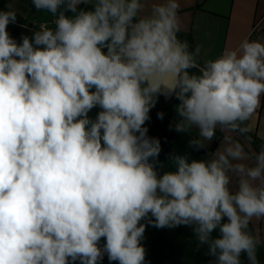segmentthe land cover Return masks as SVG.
<instances>
[{
    "label": "clouds",
    "instance_id": "obj_1",
    "mask_svg": "<svg viewBox=\"0 0 264 264\" xmlns=\"http://www.w3.org/2000/svg\"><path fill=\"white\" fill-rule=\"evenodd\" d=\"M31 3L54 27L17 39L0 10V264H147L149 226L191 228L207 264H261L264 144L247 150V122L264 40L203 59L178 35L181 0ZM161 96L178 101L169 131H197L167 171L148 126Z\"/></svg>",
    "mask_w": 264,
    "mask_h": 264
},
{
    "label": "crops",
    "instance_id": "obj_2",
    "mask_svg": "<svg viewBox=\"0 0 264 264\" xmlns=\"http://www.w3.org/2000/svg\"><path fill=\"white\" fill-rule=\"evenodd\" d=\"M10 3L7 0V7ZM180 16L183 30L179 34L186 35L190 50L201 46L203 59H215L226 47H237L245 37L264 40V0H181ZM247 123L252 129L249 134L264 142V98ZM189 133L197 135L196 129ZM222 135L217 132V137ZM211 147L214 149L216 143ZM247 150L256 151L252 140ZM251 227L264 239V221H253Z\"/></svg>",
    "mask_w": 264,
    "mask_h": 264
},
{
    "label": "trees",
    "instance_id": "obj_3",
    "mask_svg": "<svg viewBox=\"0 0 264 264\" xmlns=\"http://www.w3.org/2000/svg\"><path fill=\"white\" fill-rule=\"evenodd\" d=\"M19 1L30 7L33 14L46 12L37 11L32 5L31 0ZM7 9V0H0V10ZM24 22L25 20L22 18V16L17 14V24L9 25V32L17 39L22 33H31L29 29L21 26V24ZM178 35L180 39L187 40L186 35ZM176 103H178V101L175 100L162 109L165 102L161 96L156 107L150 113L152 119L148 125L150 128L149 135L160 137L162 141V152L159 157V160L164 164L163 169H161L162 171L174 170V164L170 160V154L172 152L180 155L191 152V149L188 147V140L190 137L194 136H192L190 133L177 134L173 131H169L168 128L169 122L176 116L174 110ZM158 111H163L165 113L163 121L157 119L156 114ZM248 135L251 137L256 151H259L261 145L264 144V142L259 140L254 135ZM193 155L196 158H204L202 152L193 153ZM250 228H252L251 225ZM143 243L147 250V264H207L208 260L210 259V257L204 254L207 251L206 247H202L199 250L196 249V238L193 235L191 228L185 226H180L174 229H156L149 226L146 229ZM258 257H260L261 260H264V246L259 248ZM103 264H109L107 257L104 258Z\"/></svg>",
    "mask_w": 264,
    "mask_h": 264
},
{
    "label": "rangeland",
    "instance_id": "obj_4",
    "mask_svg": "<svg viewBox=\"0 0 264 264\" xmlns=\"http://www.w3.org/2000/svg\"><path fill=\"white\" fill-rule=\"evenodd\" d=\"M10 5L14 9H16L18 11L16 13L22 16V18L25 20V22L21 24V26H23L24 28L32 31L33 29H38L40 24H47L49 27H54L53 25L54 17L50 13L39 12V14H33L31 8L19 0L18 1L11 0ZM173 101H175V99H173ZM173 101L169 103H165L162 109L168 104L172 103ZM258 259L261 262V264H264V260H261L260 257H258Z\"/></svg>",
    "mask_w": 264,
    "mask_h": 264
},
{
    "label": "water",
    "instance_id": "obj_5",
    "mask_svg": "<svg viewBox=\"0 0 264 264\" xmlns=\"http://www.w3.org/2000/svg\"><path fill=\"white\" fill-rule=\"evenodd\" d=\"M162 98H163V100H164L165 103H169V102L173 101V99H174V98H173V99H166V98L163 97V96H162Z\"/></svg>",
    "mask_w": 264,
    "mask_h": 264
}]
</instances>
